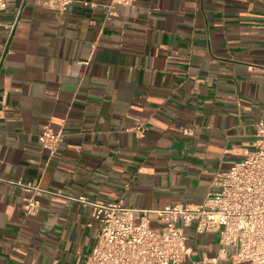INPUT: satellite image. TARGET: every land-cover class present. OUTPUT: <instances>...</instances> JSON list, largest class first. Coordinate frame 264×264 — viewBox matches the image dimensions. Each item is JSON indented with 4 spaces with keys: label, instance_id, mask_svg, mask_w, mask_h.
<instances>
[{
    "label": "crops",
    "instance_id": "obj_1",
    "mask_svg": "<svg viewBox=\"0 0 264 264\" xmlns=\"http://www.w3.org/2000/svg\"><path fill=\"white\" fill-rule=\"evenodd\" d=\"M45 1L0 12V264H85L100 231L68 196L26 214L17 181L146 209L201 203L264 121V0H136L111 18L110 0ZM47 126L63 134L54 152ZM186 232L182 264H252L222 253L218 232Z\"/></svg>",
    "mask_w": 264,
    "mask_h": 264
},
{
    "label": "built area",
    "instance_id": "obj_2",
    "mask_svg": "<svg viewBox=\"0 0 264 264\" xmlns=\"http://www.w3.org/2000/svg\"><path fill=\"white\" fill-rule=\"evenodd\" d=\"M74 0H46L64 13ZM136 0H110L108 18L119 15L118 5L132 6ZM92 7L98 3L86 1ZM8 0H0V12ZM256 145L241 160L221 172L201 203H174L146 209L126 206L122 201L99 202L86 195L69 196L62 190L43 187L22 180L16 183L31 195L25 198L28 215L38 213L42 196H68L89 204L92 218L100 221V231L85 264H182L191 253L187 227L197 232H218L221 252L234 263L264 264V121L257 124ZM39 139L44 148L54 152L63 139L60 131L47 126ZM151 213L160 226L152 224ZM91 224V223H89ZM221 255V253L219 254ZM217 260L218 257L213 258ZM201 264L202 262H197Z\"/></svg>",
    "mask_w": 264,
    "mask_h": 264
}]
</instances>
